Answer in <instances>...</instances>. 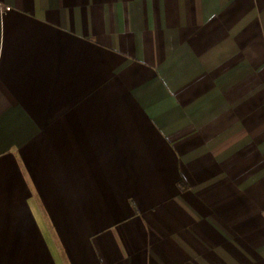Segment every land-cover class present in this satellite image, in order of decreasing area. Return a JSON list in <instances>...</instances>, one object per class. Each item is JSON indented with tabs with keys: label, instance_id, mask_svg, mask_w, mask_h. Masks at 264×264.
<instances>
[{
	"label": "crops",
	"instance_id": "crops-1",
	"mask_svg": "<svg viewBox=\"0 0 264 264\" xmlns=\"http://www.w3.org/2000/svg\"><path fill=\"white\" fill-rule=\"evenodd\" d=\"M0 264H264V0H0Z\"/></svg>",
	"mask_w": 264,
	"mask_h": 264
},
{
	"label": "built area",
	"instance_id": "built-area-1",
	"mask_svg": "<svg viewBox=\"0 0 264 264\" xmlns=\"http://www.w3.org/2000/svg\"><path fill=\"white\" fill-rule=\"evenodd\" d=\"M5 9H9V7H5Z\"/></svg>",
	"mask_w": 264,
	"mask_h": 264
}]
</instances>
